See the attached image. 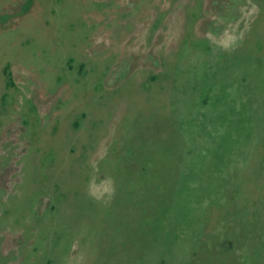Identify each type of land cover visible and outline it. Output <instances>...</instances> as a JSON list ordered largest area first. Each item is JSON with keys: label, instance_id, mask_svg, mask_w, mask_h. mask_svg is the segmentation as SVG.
I'll return each mask as SVG.
<instances>
[{"label": "rangeland", "instance_id": "rangeland-1", "mask_svg": "<svg viewBox=\"0 0 264 264\" xmlns=\"http://www.w3.org/2000/svg\"><path fill=\"white\" fill-rule=\"evenodd\" d=\"M0 264H264V0H0Z\"/></svg>", "mask_w": 264, "mask_h": 264}, {"label": "trees", "instance_id": "trees-1", "mask_svg": "<svg viewBox=\"0 0 264 264\" xmlns=\"http://www.w3.org/2000/svg\"><path fill=\"white\" fill-rule=\"evenodd\" d=\"M4 74H5V77H6L7 85H10L12 80H11L10 72L8 71V67L4 68Z\"/></svg>", "mask_w": 264, "mask_h": 264}]
</instances>
